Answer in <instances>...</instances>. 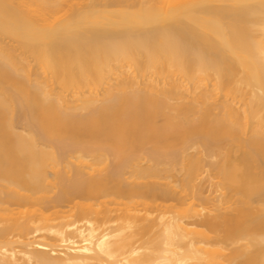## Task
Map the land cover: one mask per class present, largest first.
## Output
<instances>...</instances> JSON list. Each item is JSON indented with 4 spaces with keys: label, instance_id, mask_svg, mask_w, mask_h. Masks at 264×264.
I'll return each mask as SVG.
<instances>
[{
    "label": "bare ground",
    "instance_id": "1",
    "mask_svg": "<svg viewBox=\"0 0 264 264\" xmlns=\"http://www.w3.org/2000/svg\"><path fill=\"white\" fill-rule=\"evenodd\" d=\"M0 264H264V0H0Z\"/></svg>",
    "mask_w": 264,
    "mask_h": 264
}]
</instances>
